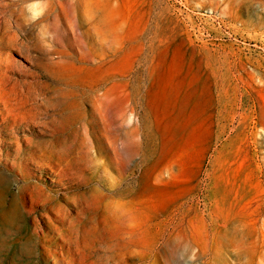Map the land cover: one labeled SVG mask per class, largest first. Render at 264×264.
I'll use <instances>...</instances> for the list:
<instances>
[{
    "label": "rangeland",
    "instance_id": "1",
    "mask_svg": "<svg viewBox=\"0 0 264 264\" xmlns=\"http://www.w3.org/2000/svg\"><path fill=\"white\" fill-rule=\"evenodd\" d=\"M0 100V264H264V0H0Z\"/></svg>",
    "mask_w": 264,
    "mask_h": 264
},
{
    "label": "bare ground",
    "instance_id": "2",
    "mask_svg": "<svg viewBox=\"0 0 264 264\" xmlns=\"http://www.w3.org/2000/svg\"><path fill=\"white\" fill-rule=\"evenodd\" d=\"M3 96V95H2ZM1 96V97H2ZM4 97V96H3ZM2 97V98H3ZM1 101V100H0ZM1 104H2V110H0V120H6V119H9V120H11V121H13V122H15L16 120H17V118H20V119H22V118H24V116H17V114L16 113H13V111H12V109L10 108V106L8 105V103H6V101L5 100H3L2 102H1ZM6 211V210H5ZM8 211V210H7ZM6 213V212H5ZM6 215V214H5ZM1 216H2V214H1ZM3 217V216H2ZM4 219V218H3ZM2 219V220H3ZM5 220V219H4ZM11 220V219H10Z\"/></svg>",
    "mask_w": 264,
    "mask_h": 264
}]
</instances>
